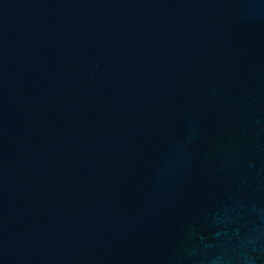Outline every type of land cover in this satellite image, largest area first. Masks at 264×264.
<instances>
[{"label":"water","instance_id":"obj_1","mask_svg":"<svg viewBox=\"0 0 264 264\" xmlns=\"http://www.w3.org/2000/svg\"><path fill=\"white\" fill-rule=\"evenodd\" d=\"M0 264H264V0H0Z\"/></svg>","mask_w":264,"mask_h":264}]
</instances>
